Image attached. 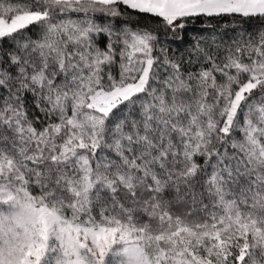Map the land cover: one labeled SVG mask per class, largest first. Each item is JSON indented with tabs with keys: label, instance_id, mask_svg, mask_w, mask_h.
I'll return each mask as SVG.
<instances>
[{
	"label": "snow or ice",
	"instance_id": "snow-or-ice-1",
	"mask_svg": "<svg viewBox=\"0 0 264 264\" xmlns=\"http://www.w3.org/2000/svg\"><path fill=\"white\" fill-rule=\"evenodd\" d=\"M0 264H264V0H0Z\"/></svg>",
	"mask_w": 264,
	"mask_h": 264
}]
</instances>
